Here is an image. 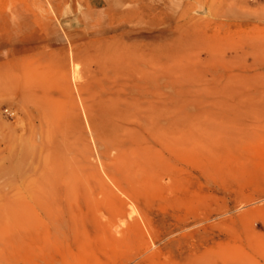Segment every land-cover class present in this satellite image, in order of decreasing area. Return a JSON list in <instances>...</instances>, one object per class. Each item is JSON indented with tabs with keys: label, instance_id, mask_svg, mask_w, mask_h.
I'll list each match as a JSON object with an SVG mask.
<instances>
[{
	"label": "rangeland",
	"instance_id": "rangeland-1",
	"mask_svg": "<svg viewBox=\"0 0 264 264\" xmlns=\"http://www.w3.org/2000/svg\"><path fill=\"white\" fill-rule=\"evenodd\" d=\"M0 264H264V0H0Z\"/></svg>",
	"mask_w": 264,
	"mask_h": 264
}]
</instances>
